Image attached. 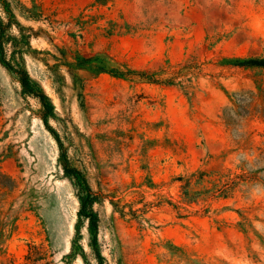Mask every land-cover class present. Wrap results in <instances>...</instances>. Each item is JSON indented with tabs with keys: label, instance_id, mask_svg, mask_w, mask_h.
<instances>
[{
	"label": "rangeland",
	"instance_id": "374dc122",
	"mask_svg": "<svg viewBox=\"0 0 264 264\" xmlns=\"http://www.w3.org/2000/svg\"><path fill=\"white\" fill-rule=\"evenodd\" d=\"M0 20L53 106L45 125L0 62V264H99L80 197L101 264H264V0H0Z\"/></svg>",
	"mask_w": 264,
	"mask_h": 264
},
{
	"label": "trees",
	"instance_id": "16d2710c",
	"mask_svg": "<svg viewBox=\"0 0 264 264\" xmlns=\"http://www.w3.org/2000/svg\"><path fill=\"white\" fill-rule=\"evenodd\" d=\"M7 26L8 25L3 24L2 21L0 20V50L5 41H12V42L17 41L16 37H8L5 35V30ZM0 62L7 70H9L12 74H14L17 77V80L19 84L21 85L23 94L32 96L39 101L42 107L41 120L43 121L45 125H47V119L49 117H52L53 115V106L51 102L49 101L48 97L41 91L39 86L29 77V74L24 68L22 58H17V59L15 58V65H14L9 62H6L3 59V57L0 56ZM53 135L56 141L59 142L57 136L55 134ZM67 176L70 177L68 173H67ZM85 189L87 190V192H89V188L87 186ZM79 200H80V210L78 214L80 217L81 216L85 217L88 221L87 228H88V232L90 235L89 246L93 248V250L95 251V259L99 262V264H101L100 261L102 258L97 253L94 247V244L96 243V238H97V217L94 214V212L90 209L87 201L84 198L80 197ZM72 247L74 249V241H72ZM81 253H82L81 254L82 257H84L83 252ZM85 264H89V263L85 261Z\"/></svg>",
	"mask_w": 264,
	"mask_h": 264
}]
</instances>
